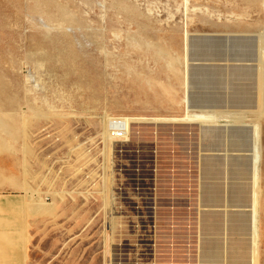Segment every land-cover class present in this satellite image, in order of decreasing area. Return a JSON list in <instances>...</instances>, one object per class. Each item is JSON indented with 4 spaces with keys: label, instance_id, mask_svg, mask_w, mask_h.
I'll use <instances>...</instances> for the list:
<instances>
[{
    "label": "rangeland",
    "instance_id": "obj_1",
    "mask_svg": "<svg viewBox=\"0 0 264 264\" xmlns=\"http://www.w3.org/2000/svg\"><path fill=\"white\" fill-rule=\"evenodd\" d=\"M192 34L255 36L194 42L197 54L253 65L196 69L189 94ZM0 105L19 127L18 113L39 111L25 137L0 154V167L28 183L34 199L53 203L57 217L76 216L83 242L98 243L104 259L109 251L106 264L114 252L122 264H199L200 212L231 208L200 207L199 160L208 151L199 148L198 131L251 127L257 181L264 147L261 5L0 0ZM106 114L129 120L125 138L108 131L103 139ZM256 204L255 197V217ZM62 217L60 225L68 221ZM259 217L260 250L249 253L264 264V194ZM253 228L256 238V221Z\"/></svg>",
    "mask_w": 264,
    "mask_h": 264
},
{
    "label": "crops",
    "instance_id": "obj_2",
    "mask_svg": "<svg viewBox=\"0 0 264 264\" xmlns=\"http://www.w3.org/2000/svg\"><path fill=\"white\" fill-rule=\"evenodd\" d=\"M252 1L258 4V0ZM259 3L264 27V0H259ZM24 113H18L21 119L19 127L16 118H10L0 109V154L13 149L18 135L25 137L32 118L39 115V111L33 109L30 110L31 115ZM25 116H28L26 123ZM247 127L239 130L203 128L198 131L199 148L203 151L221 149L248 152L238 156L228 153L223 156H200L201 176L204 179L200 184V207L223 205L241 209H225L223 212L206 209L207 212H200L199 264H258L259 258H254L255 255L252 257L249 252L260 250L257 244L254 245V240L256 243L261 240L259 215L264 194V147L261 148L259 144L258 176L255 184L254 137L252 128ZM9 188L22 189L26 195L10 194ZM34 193L35 190L28 183L14 174L5 173L0 167V264H106L109 251L108 258L104 259L103 248L98 243L87 246L83 242L84 227L80 222H73L76 216L62 214L65 215L62 218H67L68 221L58 224L57 218L62 215L57 217L55 205L43 199H34ZM255 197L256 217L253 211ZM244 207L248 211L243 210ZM255 221L256 238L253 228ZM87 251L90 254H85ZM112 261V264H122L116 259L115 252Z\"/></svg>",
    "mask_w": 264,
    "mask_h": 264
},
{
    "label": "water",
    "instance_id": "obj_3",
    "mask_svg": "<svg viewBox=\"0 0 264 264\" xmlns=\"http://www.w3.org/2000/svg\"><path fill=\"white\" fill-rule=\"evenodd\" d=\"M210 39H254L255 36H249V35H232V34H192L189 36L188 39V45H187V57H188V64L186 66L188 78H187V84H188V93L190 94L192 91V85H191V74L194 70L204 67H209L212 65H224V66H241V65H249L251 61L244 60V59H235V58H229V59H212L207 56H203L200 54L195 53L194 50V42L197 40H210ZM250 65H253L252 63ZM222 128H225L222 126ZM226 153L231 155H246L248 152L246 150H213L208 151L206 153L207 155H215V156H223ZM200 163V160H199ZM200 181L201 183L204 182V179L201 176V170H200ZM201 190V187H200ZM201 192V191H200ZM202 193V192H201ZM225 208V206H223ZM227 208V207H226ZM228 208H231L229 211H239L241 208L235 207V206H228ZM243 210H247V207L242 208ZM225 209H214L212 211L216 212H223ZM248 211V210H247Z\"/></svg>",
    "mask_w": 264,
    "mask_h": 264
},
{
    "label": "built area",
    "instance_id": "obj_4",
    "mask_svg": "<svg viewBox=\"0 0 264 264\" xmlns=\"http://www.w3.org/2000/svg\"><path fill=\"white\" fill-rule=\"evenodd\" d=\"M109 127L114 135V138L119 140L126 137V124L122 119L114 118L109 122Z\"/></svg>",
    "mask_w": 264,
    "mask_h": 264
},
{
    "label": "bare ground",
    "instance_id": "obj_5",
    "mask_svg": "<svg viewBox=\"0 0 264 264\" xmlns=\"http://www.w3.org/2000/svg\"><path fill=\"white\" fill-rule=\"evenodd\" d=\"M263 6H264V4H263ZM262 6V7H263ZM57 24V23H56ZM190 102H191V100H187V103L188 104H190ZM203 118H204V120H208L209 118H210V116H208V115H203ZM105 119H107L109 122L112 120V119H114V118H111L110 116H109V114H106L105 115ZM119 119H122L124 122H125V124H126V132H130V126H129V120L128 119H126V118H119ZM108 131H109V133H111L112 134V136L114 137V135H113V133H112V131H111V129H110V127L108 126V128H106V126L104 127V132H103V135H104V137H103V139H105V140H108ZM126 136H127V134H126ZM31 198V197H30Z\"/></svg>",
    "mask_w": 264,
    "mask_h": 264
}]
</instances>
